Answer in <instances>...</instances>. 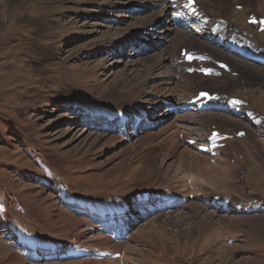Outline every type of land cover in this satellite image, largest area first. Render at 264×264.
Instances as JSON below:
<instances>
[{"label":"rangeland","instance_id":"1","mask_svg":"<svg viewBox=\"0 0 264 264\" xmlns=\"http://www.w3.org/2000/svg\"><path fill=\"white\" fill-rule=\"evenodd\" d=\"M123 1L0 0V264H264V64L241 61L244 68L232 75L201 82L202 90L227 88L241 100L239 114L243 110L242 121L230 111L204 116L230 123L232 134L229 148L222 141L204 147L210 127L187 82L200 76L182 80L171 59L161 61L178 59L183 45L219 57L207 44L175 40L178 32L169 42L133 49L130 40L140 28L146 43L155 32L142 27V11L135 20L119 17ZM238 1L211 3V15L234 21L233 33L264 50V20L258 19L264 0ZM218 60L204 61L215 66ZM169 95L190 98L182 103L197 117L174 111L169 124L129 140L120 122L110 129L102 116L121 107L148 109L159 98L166 106ZM165 111L159 108L158 115ZM175 189L187 201L129 218L123 236L103 231L101 215L104 225L111 211L116 215L113 210L133 201L127 218L139 206L135 192L174 197ZM223 191L231 202L218 211L206 193ZM232 199L256 200L259 209L241 210ZM45 245L61 251L39 257Z\"/></svg>","mask_w":264,"mask_h":264},{"label":"bare ground","instance_id":"2","mask_svg":"<svg viewBox=\"0 0 264 264\" xmlns=\"http://www.w3.org/2000/svg\"><path fill=\"white\" fill-rule=\"evenodd\" d=\"M224 1L225 0H196V6H195L196 11L199 10L200 15L197 18H195L194 13L192 14V12H191V7L187 6L189 3L188 0H124L122 2L124 13H120L118 16L123 17V18L124 17L125 18H131L132 20H135V19H137V13L142 11V12H144L143 13L144 21H143L142 27H147L146 25H148V26H150L149 28H151V30H153V32H155V34H154L155 36L152 38L153 40L146 43L145 41L142 40V37L147 36V34L146 33L144 34L143 30H141V28H140L137 31V33L133 35L132 40H130V42L132 41L131 47L134 46V47H132L133 49H137L138 44L139 45L140 44H144V45L146 44V48H149V47H152L154 45L157 46L158 41L160 43L162 42V40H165V42L166 41L169 42L170 39L173 38V34L178 32V36H176L175 40L179 41L180 43H185L187 41H196V42L200 43V45L207 44L208 46H211V49H214L216 51V52H213L214 50L210 49V52L216 53V55L219 58L212 56V55L208 57V60H210V61L213 60V58H215L216 61L219 59L218 62L215 63V66L210 65L209 61L203 60V58H205V56H206V51H207L206 49L207 48L196 47V45L191 46V47L184 46V45L181 46L178 50V57H179L178 59H176L177 58L176 55L174 56L173 59L170 55H167L165 57V59L161 61V65L167 64V60L171 59V64L175 67L176 71L181 76L182 80H187V79L189 80L193 76H200L199 78H197L195 80L187 81L192 87L190 89V92L188 95L190 96V98L191 97L194 98V106L197 107V111L202 116V118L208 122V123L206 122V124H205L206 127H211L212 124L218 125L219 131H220L219 136H226L223 140H219V141L228 142V140H230L232 138V134L228 130V128L231 127L230 123L229 124L226 123V125H228V126L225 127L226 125L224 124L225 125L224 126L218 120L212 121L211 119H207L206 117H204V116H208V113H210V112H217V111L206 110L207 105H203L204 100L202 98L198 97V93L200 91H202L201 82L205 81V80L210 81L211 80L210 78H215V79L221 78L222 79L224 77L229 76L227 74L232 75L231 72H233V70H236L235 68H244L243 67L244 64L242 62L249 63L248 60L253 61V63H249V64H256L254 62V60L258 61L259 64H264V50L261 48H255V47H253V45L251 46L250 43L246 42L245 39L242 38L241 35L235 34L237 32V30H231L233 28L232 24L234 23V21L226 19L225 17L223 18V16H221V14H213V16L211 15L210 5H212L213 3H216V2L223 5L225 3ZM235 1H236V3L240 2L238 0H235ZM205 2H206V4H205ZM259 2H261V1H259ZM234 7H237V6H234ZM161 8L163 10V13H159V9L161 10ZM238 9H239V7H238ZM143 10H145V11H143ZM231 12H232V14L234 13L236 16L238 15V11L236 9L231 10ZM253 15L254 14H251L250 19H253ZM218 16H220V17H218ZM222 18L227 20L226 24L218 23ZM258 19H260L261 21L264 20L263 17L258 18ZM217 23H218L219 29H216ZM182 25L186 26L185 30H182L180 28ZM248 28L249 27H246V31ZM197 30H200V31L198 33H196ZM233 32H235V33H233ZM131 37L132 36H130L129 38H131ZM160 37H161V39H160ZM154 41H156V44H154ZM220 42L226 43V44L221 45ZM229 42H233V44H231ZM239 44H241L243 46V49L241 51L237 46ZM183 51H186L185 55H183ZM254 51H260L262 53L256 54L257 52H254ZM189 53L192 54V59L186 60V55ZM232 58L234 61L231 60ZM237 59L240 60V63H242V65L240 63L235 64V61H237ZM202 65L205 67V69L203 70V75L199 71V68ZM187 68H189V70L194 68V73L193 74L187 73L186 72ZM200 69L202 70V68H200ZM209 71L212 74V76L208 77L206 74ZM173 84L176 85V83H174V82L170 83V85H169L170 89L173 88ZM213 93H218L221 97L227 98L226 101L228 102L229 106H231V109H232V110H230L229 114L231 112H233V113L240 115V116L243 115V110L241 111L240 114L233 111V109L237 105H239V103H241V100L238 99L236 101L237 105L236 104L232 105L231 99H234V98H233V93H231L230 90L228 91L226 88L224 91L215 90V91H213ZM190 98H184V96H181L179 99H177L174 95H169V97L166 99L167 100L166 106L164 104L165 99L159 98L157 100V102L155 103V105L152 106L151 108L149 107L148 109L145 106H141V105H137L133 108L132 107L131 108L126 107V109L129 110L128 112L122 111V109H121L122 107L120 109H117V110L111 109L112 111H116V112H112V113L106 115L108 117V119L105 121V123H106V125L109 126L110 129H112L118 122L122 123V127L119 129V132L123 136L127 137V139H129V140H133L134 137L140 136V134H142V136H147V135H150V134L154 133L155 131L161 129L163 126L169 124L172 120H174V117H173L174 114H171L172 112L174 113V111H175L176 116H182V115H186L188 113L193 114V111H190L189 108L187 107L188 104L182 103V102L189 100ZM220 102H222V99L212 100L208 105H216ZM184 106L187 107L185 110L186 112L180 113L183 111L181 108ZM162 107H164L166 111L164 113H162L161 115H158L159 108L161 109ZM171 107H175V108L170 110ZM247 109L248 108H245L244 111H248ZM97 111H105V110H97ZM220 113L224 117L227 116V113H224V112L222 113V111H219V112L215 113L214 115H216V114L219 115ZM130 114H133V116H134L133 123H131L127 128H125V125H127V122H129V121H127V119H128V115H130ZM119 116L121 117V120H120ZM193 116H195V115L193 114ZM143 117H148L150 119V121L152 122V124H150L146 120L142 119ZM195 117H197V116H195ZM94 118H96L95 115H94ZM242 119H243V116L241 118V121H242ZM96 120H97V122L101 121V119L100 120L95 119V121ZM152 128L154 129V131L152 130ZM242 129H243V127H242ZM242 129H240V130H242ZM136 131H137V135L134 136V133ZM212 132H213V128H209L208 137L210 140L215 138V137L210 138L212 136ZM183 133H185V132H183ZM249 133H250V131L248 130L247 135ZM184 136L188 140L191 138L193 139V136L191 138L186 136V135H184ZM250 137H252V136H250ZM216 141H218V140H216ZM216 141H214V142H216ZM196 142H197V140H196ZM210 142L211 141H208V139H207V145L206 146L202 145V146L208 147ZM181 143H183L182 140L178 139L176 141V144L178 146ZM186 143L190 144V142H186ZM229 143L230 142L227 143V148H229L228 147ZM190 146L197 147V146H193L191 144H190ZM197 149H198V147H197ZM204 150L206 151V149H204ZM219 150H221V149L219 148ZM209 157H210L209 159H211L212 162H215V161L219 162L220 161V159L218 157H214L211 155ZM197 186L200 188V186L198 184H197ZM145 191H149V190H145ZM138 192L141 193L140 190L135 192L134 199H136V194ZM224 192H227V191L206 193V197L209 196L208 200H210L211 203H214V207H217L218 211H221L222 208H226V205L228 204L227 202H229V203L231 202V196H226L224 194ZM172 193H173L174 197H166L164 199V201H157L156 203H153L150 205L141 204L140 206H138L137 208L134 209V212L130 216L128 215L127 218H125V216H124L123 217V218H125L124 222L120 226H118L117 228H114L115 227L114 225L117 223V219L120 218V216H117V217H115L114 215H110L109 217L104 216L105 218H107V220L105 221L106 223L104 225L102 224L103 222L101 220L103 219V217L101 216L99 218V221L103 227V231H106V232L110 231L111 236H115V235H113V233H119V236H123L128 232V229H127L128 225H124V223H127L130 220L129 218L136 217V219L137 218L142 219L148 215L159 214L160 212H163L167 208H169V206H170V208L174 207L175 203L180 205L183 202L187 201V196L185 195L184 192H179L178 190H176V191H173ZM181 193H183V194H181ZM198 195H199V193L197 191L195 194V197H198ZM190 197H191V194H190ZM172 199H174V201H175L174 204H170L172 202L171 201ZM232 201L234 203H236L237 207H239V209H241V210H245V211H251L252 210L253 211V210L259 209L258 206L248 207L245 202L240 201L239 199H232ZM132 202L133 201H130L129 203H132ZM160 202H163L162 207H159ZM129 203H128V205H124V207H123L124 209H122L120 214H122L128 210ZM208 206L210 207V203H208ZM146 207H148V210L145 209ZM153 207L158 209L156 213H154L155 210L153 209ZM141 209H145L144 210V212L146 211L145 215H143V210L140 213ZM139 213H140V215H139ZM124 214L126 215L127 213L125 212ZM105 226L106 227H113V228L107 229Z\"/></svg>","mask_w":264,"mask_h":264},{"label":"snow or ice","instance_id":"3","mask_svg":"<svg viewBox=\"0 0 264 264\" xmlns=\"http://www.w3.org/2000/svg\"><path fill=\"white\" fill-rule=\"evenodd\" d=\"M187 6H188V7H191L192 5H191V3H189ZM189 58H191V57H189ZM202 95H204V96H208V93H202Z\"/></svg>","mask_w":264,"mask_h":264}]
</instances>
